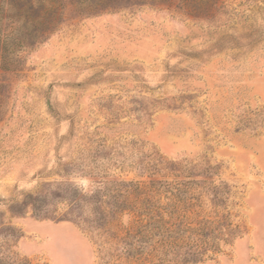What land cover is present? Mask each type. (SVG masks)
Returning a JSON list of instances; mask_svg holds the SVG:
<instances>
[{"label": "rangeland", "instance_id": "obj_1", "mask_svg": "<svg viewBox=\"0 0 264 264\" xmlns=\"http://www.w3.org/2000/svg\"><path fill=\"white\" fill-rule=\"evenodd\" d=\"M27 1L0 0V264H264V0H61L46 34Z\"/></svg>", "mask_w": 264, "mask_h": 264}, {"label": "trees", "instance_id": "obj_2", "mask_svg": "<svg viewBox=\"0 0 264 264\" xmlns=\"http://www.w3.org/2000/svg\"><path fill=\"white\" fill-rule=\"evenodd\" d=\"M6 1H7L8 6H9L8 10H10V11H11V9L13 10V8L15 7V4H20L19 8H17V10H16V13L18 14L16 22L19 19L23 18V13H25L24 7H26L30 1L29 2L27 0H16V2H13V0H6ZM59 1H61V0H55V3L56 2L58 3V4H54V5H58L57 8H52L50 10H47L44 8V10L41 11L44 13V16H48L46 18L40 17V11L33 12L34 15L29 19L33 23L32 28L35 29L36 32L38 31V32H41L43 34H46V33L50 32L51 30H53L54 28H56V26L59 24V22L62 21V11H61V8L59 5ZM123 1H129V0H79L77 7L80 9L79 10L80 12H84L87 15H96V14L103 13L105 11L113 10L116 7V5L124 4V3H122ZM150 1L156 2V1H162V0H134V2H136V3H146V2H150ZM43 2L45 3V0H43ZM119 2H121V3H119ZM14 12H15V10H14ZM34 16H35V18H33ZM8 18L10 20H13L10 17H8ZM39 19L42 20V22H40ZM0 57L3 58L2 56H0ZM141 242H143V241H141ZM159 246H162V247L170 246L171 249L178 247L176 243H172L171 245H167L165 243H160L158 245V247ZM194 254L198 255L199 252H196Z\"/></svg>", "mask_w": 264, "mask_h": 264}]
</instances>
